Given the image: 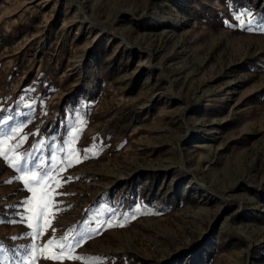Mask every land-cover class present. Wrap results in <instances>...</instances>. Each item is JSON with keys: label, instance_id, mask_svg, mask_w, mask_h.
Returning a JSON list of instances; mask_svg holds the SVG:
<instances>
[{"label": "rangeland", "instance_id": "1", "mask_svg": "<svg viewBox=\"0 0 264 264\" xmlns=\"http://www.w3.org/2000/svg\"><path fill=\"white\" fill-rule=\"evenodd\" d=\"M30 254L264 264V0H0V260Z\"/></svg>", "mask_w": 264, "mask_h": 264}, {"label": "snow or ice", "instance_id": "2", "mask_svg": "<svg viewBox=\"0 0 264 264\" xmlns=\"http://www.w3.org/2000/svg\"><path fill=\"white\" fill-rule=\"evenodd\" d=\"M85 155H87V153H85ZM5 158L7 159L6 154H5ZM32 175L35 176V173H33ZM45 175H47V174H45ZM25 186L28 188L29 191L32 190L31 185H29L27 182L25 183ZM45 197H47V193L46 192L41 196V201H44ZM24 203L25 204H31L32 201L31 200H26V201H24ZM46 206H47L46 204L42 205L41 211H40V215L43 214V208L46 207ZM137 211H139V209H137ZM127 218L128 217H125V219H127ZM120 226H123V224H121ZM29 227H33V225L29 224ZM39 236H40L39 224L37 223L35 231H34V234H33V238L36 239V238H39ZM47 243H48L49 246H52V245H55V244L59 243L60 244V254L61 255H63L65 249H71V247H72V245L65 244L62 241H56L55 239H51ZM78 243H79V241H77V244ZM34 252H35V246H33V253ZM31 260H32V255L30 254L29 257H27L25 259V261L21 262V264H31ZM0 264H6V262L4 260H0Z\"/></svg>", "mask_w": 264, "mask_h": 264}]
</instances>
